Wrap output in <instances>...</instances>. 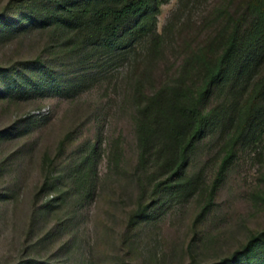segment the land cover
<instances>
[{
	"label": "rangeland",
	"instance_id": "obj_1",
	"mask_svg": "<svg viewBox=\"0 0 264 264\" xmlns=\"http://www.w3.org/2000/svg\"><path fill=\"white\" fill-rule=\"evenodd\" d=\"M227 1L162 4L154 52L146 57L147 41H138L75 91L0 97V264H220L264 230V102L214 188L230 149L227 122L243 100L230 102L228 86L246 95L264 60L211 96L218 114L190 152L186 187L156 186L169 174V123L160 121L154 155L140 161L138 107L156 91L168 105L188 101L181 91L200 63L197 48L214 58L226 41ZM17 3L0 0V12ZM44 39L1 32L0 61L29 58ZM29 113L40 119L25 122Z\"/></svg>",
	"mask_w": 264,
	"mask_h": 264
},
{
	"label": "trees",
	"instance_id": "obj_2",
	"mask_svg": "<svg viewBox=\"0 0 264 264\" xmlns=\"http://www.w3.org/2000/svg\"><path fill=\"white\" fill-rule=\"evenodd\" d=\"M169 1L19 0L14 11L8 6L0 12V33L14 37L40 31L47 40L29 58L0 61V97L30 98L75 91L89 82L93 67L126 55L138 41H147L146 57L150 56L154 45L163 40V34L157 32L158 15L161 5ZM233 1L228 0L222 9L223 15L233 23L227 28L226 41L217 55L211 58L208 50L197 48L200 63L193 73L195 78L192 76L188 90L181 91L183 96L191 93L188 101L173 98L168 105L159 98L160 91H156L136 111L142 166L151 160L158 146L160 121L170 125L173 149L162 163L168 167L169 174L157 182L158 188L175 185L182 189L191 182L185 176L190 152L206 134L211 117L218 114H212V109L207 107L211 96L229 82L232 73L256 68L264 60V0H248L242 10H234ZM138 79L137 89L141 90L143 83ZM252 84L246 95L241 91L236 98L228 86L226 94L230 102L243 100L235 104L227 122L230 149L222 156L214 188L264 102V74ZM37 119L40 117L35 113L23 118L25 122ZM220 264H264V230Z\"/></svg>",
	"mask_w": 264,
	"mask_h": 264
}]
</instances>
